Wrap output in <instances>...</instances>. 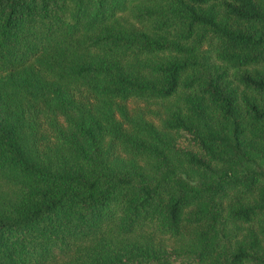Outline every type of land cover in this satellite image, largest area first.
Returning <instances> with one entry per match:
<instances>
[{
	"label": "trees",
	"instance_id": "trees-1",
	"mask_svg": "<svg viewBox=\"0 0 264 264\" xmlns=\"http://www.w3.org/2000/svg\"><path fill=\"white\" fill-rule=\"evenodd\" d=\"M0 264H264V0H0Z\"/></svg>",
	"mask_w": 264,
	"mask_h": 264
}]
</instances>
